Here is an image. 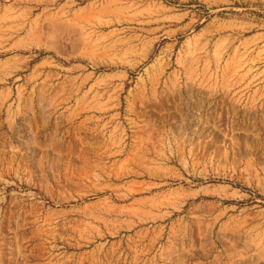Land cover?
I'll use <instances>...</instances> for the list:
<instances>
[{"label": "rangeland", "instance_id": "1", "mask_svg": "<svg viewBox=\"0 0 264 264\" xmlns=\"http://www.w3.org/2000/svg\"><path fill=\"white\" fill-rule=\"evenodd\" d=\"M16 1L0 0V6ZM195 4L190 6L196 13L193 25L158 41L151 57L131 70L123 91L125 97L142 100L141 114L128 123L125 118L123 125L152 131L159 142V152L148 155L152 163L138 169L122 163L110 167L101 154L96 168L82 169L78 155L69 153L67 169L50 171L61 181L19 186L25 197L20 212L36 211L34 218L20 216L19 234L9 233L11 241L5 235V247L18 250L20 264H264V40L253 42L256 28L235 33L224 27V15L211 3ZM252 18L243 13L242 20ZM99 19L93 29L87 27L99 52L123 45L134 52L146 42L148 32L139 23L114 25L108 14ZM42 56L49 58L34 52L29 62L37 64ZM106 70L100 66L97 74ZM70 96L77 94L68 91ZM82 120L69 116L67 137L52 131L51 138H37L36 144L104 145L92 135L98 128L94 121ZM44 173L36 170L35 176ZM145 180L157 181L162 189L185 186L205 193L159 225L158 234L146 229L82 242L81 227L94 198H125L155 186ZM11 188L4 186L9 193ZM9 205L5 201L4 209Z\"/></svg>", "mask_w": 264, "mask_h": 264}, {"label": "crops", "instance_id": "2", "mask_svg": "<svg viewBox=\"0 0 264 264\" xmlns=\"http://www.w3.org/2000/svg\"><path fill=\"white\" fill-rule=\"evenodd\" d=\"M203 1L221 10L224 27L235 33L256 28L253 42L264 40V0ZM203 1L88 0L77 5L76 0H17L0 6V264H20L18 250L5 247V235L11 241L9 233L19 234L20 216H36L35 210L20 212V201L25 197H21L19 186L37 182L46 187L52 180L61 181L62 177L53 178L50 171L67 169L69 153L78 155L77 164L82 169L96 168L101 154L106 155L110 167L122 163L138 169L141 164L152 163L148 155L159 152L153 132L123 125V120L129 119L128 123L142 112L141 99L123 96L126 81L131 70L151 57L158 41L183 34L193 25L190 20L196 13L190 6ZM178 5L183 8L176 10ZM37 6L42 10L36 12ZM242 12L253 16L252 20H242ZM100 14H108L114 25L135 22L144 26L148 32L146 42L134 52L126 45L109 53L99 52L87 27L91 24L93 29ZM67 42L71 46H66ZM34 52L48 53L49 58L42 56L31 65L29 58ZM9 62L12 64H5ZM100 66L106 67L105 73L97 74ZM6 74L13 75V80H6ZM68 91L77 96L68 97ZM69 116L94 121L98 128L92 135L95 132L104 145L86 144L72 149L36 144L37 138H51L52 131L56 137H67ZM36 170L45 173L36 177ZM5 185L12 186L11 193L4 190ZM158 186L125 198H94L81 227L82 242L115 239L146 229L158 234L159 225L172 221L190 201L205 193L185 186ZM5 201L10 202L7 209ZM5 250L10 257L5 256Z\"/></svg>", "mask_w": 264, "mask_h": 264}]
</instances>
